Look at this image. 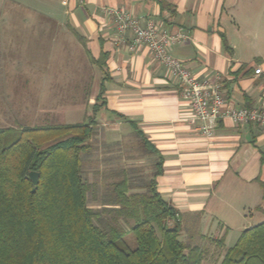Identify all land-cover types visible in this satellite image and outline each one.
Instances as JSON below:
<instances>
[{"label":"crops","instance_id":"obj_1","mask_svg":"<svg viewBox=\"0 0 264 264\" xmlns=\"http://www.w3.org/2000/svg\"><path fill=\"white\" fill-rule=\"evenodd\" d=\"M109 7L183 30L188 39L172 46V55L197 78L217 80L228 104L264 107V0H43V13L54 20L33 26L41 40L43 28H56L67 31L77 52L82 47L91 65L82 90L88 115L100 106L95 118L105 144L121 158L133 156L134 122L162 155L157 189L180 218L187 215L184 231L193 238L223 236L231 247L227 222L246 229L264 221V127L222 119L212 136L202 134L178 80L147 48L128 52L116 43ZM211 205L223 207V222Z\"/></svg>","mask_w":264,"mask_h":264},{"label":"trees","instance_id":"obj_2","mask_svg":"<svg viewBox=\"0 0 264 264\" xmlns=\"http://www.w3.org/2000/svg\"><path fill=\"white\" fill-rule=\"evenodd\" d=\"M99 107L80 122L23 127L7 145L9 128H0V264H202L203 248L180 239V213L158 192L162 155L134 122L141 155L122 157L112 198L90 207L82 155L92 150ZM144 156L152 159L148 179L135 163ZM119 219L130 224L132 249L118 243L111 222ZM219 264H264V221L244 229Z\"/></svg>","mask_w":264,"mask_h":264},{"label":"rangeland","instance_id":"obj_3","mask_svg":"<svg viewBox=\"0 0 264 264\" xmlns=\"http://www.w3.org/2000/svg\"><path fill=\"white\" fill-rule=\"evenodd\" d=\"M50 20L54 18L50 13H43V0H0V128H9L2 138L4 145L12 143L23 127L79 122L91 113L82 90V86L88 85L91 65L82 47L78 52L75 50L66 30L43 28L41 40L38 34L41 30L33 29V26ZM48 30L53 34L48 36ZM81 73L83 76H79ZM79 86L81 90L74 92L73 89L77 90ZM103 138V130L96 126L95 134L90 138L92 150L82 155L83 177L89 184L88 203L93 208L112 198V184L120 180L123 162V158L109 151ZM128 143L131 146L129 153L139 157V139L134 132ZM142 159L143 164L137 169L141 172L140 177L148 179L152 174V159L147 156ZM210 209L222 219L218 212L222 211V206L211 205ZM104 217L109 218L107 214ZM185 219L187 221V215L182 214L180 239L203 248L202 264H219L228 248L223 244V236L206 233L190 241L189 234L183 233ZM213 221V224L218 222L216 218ZM227 223L232 229L226 244L232 246L244 226ZM111 224L122 232L119 245L134 248L135 239L127 232L130 224L122 219Z\"/></svg>","mask_w":264,"mask_h":264},{"label":"built area","instance_id":"obj_4","mask_svg":"<svg viewBox=\"0 0 264 264\" xmlns=\"http://www.w3.org/2000/svg\"><path fill=\"white\" fill-rule=\"evenodd\" d=\"M116 30V43L135 52L139 47L149 50L152 57L174 76L180 85L182 98L192 110V123L199 131L212 136L217 122L228 119L234 124H257L264 127V107H237L227 103L221 84L207 78L199 79L185 63L172 55L170 48L188 39L183 30L168 31L147 17H135L120 8L105 9Z\"/></svg>","mask_w":264,"mask_h":264},{"label":"water","instance_id":"obj_5","mask_svg":"<svg viewBox=\"0 0 264 264\" xmlns=\"http://www.w3.org/2000/svg\"><path fill=\"white\" fill-rule=\"evenodd\" d=\"M29 178L31 179V181H32V183L34 185V187L32 189V192H34L35 191V187L38 184V173L35 172V171L29 172Z\"/></svg>","mask_w":264,"mask_h":264}]
</instances>
